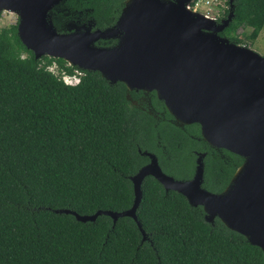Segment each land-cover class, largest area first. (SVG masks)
Segmentation results:
<instances>
[{
    "label": "trees",
    "instance_id": "16d2710c",
    "mask_svg": "<svg viewBox=\"0 0 264 264\" xmlns=\"http://www.w3.org/2000/svg\"><path fill=\"white\" fill-rule=\"evenodd\" d=\"M124 1L65 5L104 29L114 26ZM224 4L217 22L229 13V0ZM232 9L219 36L251 48L264 27V0H233ZM53 63L57 74L48 70ZM62 72L77 74L79 83L65 85ZM141 92L59 58L35 59L19 40L17 25L0 28V264H264L258 247L217 218L206 222L202 207L165 192L151 176L141 184L136 210L145 241L129 217L113 223L101 215L82 223L55 212L129 209L130 177L149 161L143 152L176 180L192 178L203 153L202 188L221 193L229 184L243 159L210 147L198 124H174L155 92L149 93V109L134 105Z\"/></svg>",
    "mask_w": 264,
    "mask_h": 264
},
{
    "label": "water",
    "instance_id": "95a60500",
    "mask_svg": "<svg viewBox=\"0 0 264 264\" xmlns=\"http://www.w3.org/2000/svg\"><path fill=\"white\" fill-rule=\"evenodd\" d=\"M192 0H126L110 28L59 33L50 11L62 0H0V13L19 18L17 36L35 59L59 58L83 71L98 72L128 91L155 92L174 124H198L202 139L243 159L221 193L202 188L204 154H198L192 178L176 180L162 172L157 158L130 177L133 203L122 212L98 210L92 215L59 209L82 223L105 215L115 223L129 217L142 241L147 236L136 217L141 184L153 177L165 192L182 195L202 207L204 219L217 218L228 229L258 247L264 259V57L219 36L233 17L232 2L220 22L192 11ZM99 40H115L97 46Z\"/></svg>",
    "mask_w": 264,
    "mask_h": 264
},
{
    "label": "flooded vegetation",
    "instance_id": "af4514ba",
    "mask_svg": "<svg viewBox=\"0 0 264 264\" xmlns=\"http://www.w3.org/2000/svg\"><path fill=\"white\" fill-rule=\"evenodd\" d=\"M65 4H66V0H62V2L60 4H58L54 8H52V10L50 11V14H49L52 24L55 25V23H56V25H60L62 27L63 31L59 32V33H67L69 31L72 32L75 30V28L68 30V27H76L79 31H84L85 28H87V27H89L91 31L99 29V28H96L94 26V24L91 22V20L88 17H85V15L83 14V11L74 10L71 12ZM124 4H125V1H124ZM68 16H71V19L66 18ZM53 21H55V23H53ZM18 22H19V18L17 16V23L15 25H18ZM108 28H110V27H108ZM104 29H106V28H104ZM100 30H103V29H100ZM107 41H111V40H105V41L99 40V41H97L96 45L97 46H103L100 44V42H107ZM141 93H142V96L139 99V101H132V103L134 105H139V104L144 103V105L149 109V107H150L149 93H151V92H149V93L141 92Z\"/></svg>",
    "mask_w": 264,
    "mask_h": 264
},
{
    "label": "rangeland",
    "instance_id": "374dc122",
    "mask_svg": "<svg viewBox=\"0 0 264 264\" xmlns=\"http://www.w3.org/2000/svg\"><path fill=\"white\" fill-rule=\"evenodd\" d=\"M223 7H225L224 0H219L217 5H213L215 13H218ZM16 23L17 16L14 13L6 11L0 13V28H8ZM250 49L259 56L264 57V27ZM50 69L57 74V65L55 63L51 65Z\"/></svg>",
    "mask_w": 264,
    "mask_h": 264
},
{
    "label": "built area",
    "instance_id": "2783aa9c",
    "mask_svg": "<svg viewBox=\"0 0 264 264\" xmlns=\"http://www.w3.org/2000/svg\"><path fill=\"white\" fill-rule=\"evenodd\" d=\"M219 0H197L194 3L193 7H190L192 11L199 12L205 17L213 18L218 16V13H215L213 5H217ZM51 66L48 68L49 71L53 72ZM54 73V72H53ZM62 82L67 86H74L79 83V76L77 74L69 75L64 72L60 75Z\"/></svg>",
    "mask_w": 264,
    "mask_h": 264
},
{
    "label": "crops",
    "instance_id": "0c3cea01",
    "mask_svg": "<svg viewBox=\"0 0 264 264\" xmlns=\"http://www.w3.org/2000/svg\"><path fill=\"white\" fill-rule=\"evenodd\" d=\"M262 29H263V28H262ZM261 31H262V30H261ZM261 31H260V32H261ZM260 32H259V34H260ZM258 36H259V35H258ZM257 38H258V37H257Z\"/></svg>",
    "mask_w": 264,
    "mask_h": 264
},
{
    "label": "clouds",
    "instance_id": "9594fccd",
    "mask_svg": "<svg viewBox=\"0 0 264 264\" xmlns=\"http://www.w3.org/2000/svg\"><path fill=\"white\" fill-rule=\"evenodd\" d=\"M191 5V4H190ZM191 7V6H190ZM216 21V20H215Z\"/></svg>",
    "mask_w": 264,
    "mask_h": 264
}]
</instances>
